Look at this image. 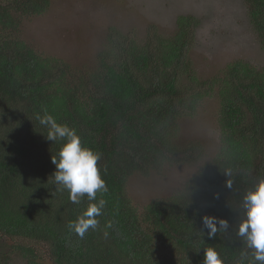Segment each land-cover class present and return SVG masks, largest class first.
Segmentation results:
<instances>
[{
	"label": "trees",
	"instance_id": "trees-1",
	"mask_svg": "<svg viewBox=\"0 0 264 264\" xmlns=\"http://www.w3.org/2000/svg\"><path fill=\"white\" fill-rule=\"evenodd\" d=\"M245 2L264 39V0ZM48 4L0 0V235L14 239L10 255L43 264L32 245L43 243L54 264H203L204 249L212 247L223 264H251V250L236 233L245 193L264 179V70L236 60L222 75L200 79L187 55L196 35L191 16L179 19L172 37L153 32L144 44L111 29L93 70H74L20 37L21 19ZM213 94L220 102L218 157L183 190L151 201L139 215L126 193L129 177L198 161L195 145L175 142L177 121ZM45 113L101 154L108 191L98 192L97 201L106 205L84 239L68 225L96 201L85 196L73 204L55 187L51 157L65 141L46 139L48 129L36 119ZM205 216L227 220L229 229L209 239Z\"/></svg>",
	"mask_w": 264,
	"mask_h": 264
},
{
	"label": "rangeland",
	"instance_id": "rangeland-1",
	"mask_svg": "<svg viewBox=\"0 0 264 264\" xmlns=\"http://www.w3.org/2000/svg\"><path fill=\"white\" fill-rule=\"evenodd\" d=\"M182 16L195 19V40L187 55L200 79L222 75L236 60L264 70V39L250 23L245 0H49L46 11L23 17L19 27L20 37L39 53L63 60L74 70H93L111 29L144 44L153 32L175 35ZM219 115L220 102L213 94L194 115L177 121L175 142L181 147L195 145L202 151L198 161L166 163L129 177L126 193L139 215L151 201L183 190L207 162L218 157ZM13 242V238L0 235V259L6 260L4 264H26L17 253L10 255ZM32 245L43 264H54L45 244Z\"/></svg>",
	"mask_w": 264,
	"mask_h": 264
},
{
	"label": "clouds",
	"instance_id": "clouds-1",
	"mask_svg": "<svg viewBox=\"0 0 264 264\" xmlns=\"http://www.w3.org/2000/svg\"><path fill=\"white\" fill-rule=\"evenodd\" d=\"M36 119L48 129L45 136L48 141L52 143L58 140L65 141L56 156L51 157V162L55 165L51 177L57 190L67 191L73 204H79L85 196L88 201H96L90 203L76 221L68 225L71 232L84 239L89 229L93 231L97 229L99 225L97 217L103 214L106 205L104 199L97 201L98 192L108 191L98 167L101 154L83 147L76 131L68 125L58 124L51 115L47 113L43 116L37 115ZM224 174L229 177L232 173L231 170H226ZM226 187L231 189L230 180H227ZM242 206L245 218L239 224L236 234L251 250V264H264V179H260L253 190L245 193ZM203 225L208 230L209 239L214 238L218 230L229 229L227 220L210 216L203 217ZM107 227H111V223ZM104 235L107 237L108 233L105 232ZM247 255L248 253H243L242 258ZM203 264H223V261L214 248L208 247L204 249Z\"/></svg>",
	"mask_w": 264,
	"mask_h": 264
}]
</instances>
